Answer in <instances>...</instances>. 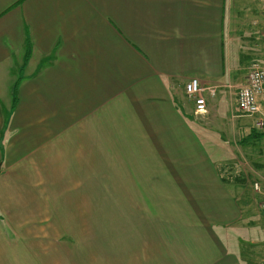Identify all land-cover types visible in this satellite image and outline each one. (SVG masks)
<instances>
[{
  "label": "crops",
  "instance_id": "1",
  "mask_svg": "<svg viewBox=\"0 0 264 264\" xmlns=\"http://www.w3.org/2000/svg\"><path fill=\"white\" fill-rule=\"evenodd\" d=\"M253 60L263 0H0V264H264L250 183L264 168L225 183L184 92L192 77L220 89L206 113L226 101V132L264 148L236 100ZM26 132L62 140L31 147ZM72 170L109 213L89 236L36 193Z\"/></svg>",
  "mask_w": 264,
  "mask_h": 264
},
{
  "label": "rangeland",
  "instance_id": "2",
  "mask_svg": "<svg viewBox=\"0 0 264 264\" xmlns=\"http://www.w3.org/2000/svg\"><path fill=\"white\" fill-rule=\"evenodd\" d=\"M253 62H260L259 60H253L250 62L248 66V72L250 70L251 64ZM224 99H226V86L224 88ZM216 96L220 95V89H214ZM237 92V91H236ZM213 95V96H214ZM207 96L212 97L211 95L207 94ZM223 97V96H222ZM205 101L206 96L204 95ZM225 101V100H224ZM210 103V102H209ZM208 103V104H209ZM207 104V108L209 105ZM216 107V106H215ZM211 109V108H210ZM209 115V116H208ZM209 117V119H207ZM198 119L201 123L203 129L204 136L208 143V148L210 150V155L214 161H216L218 165V169L223 181L226 183V180H247L250 179V175L257 172L259 169L264 168V148L260 145L259 142H251L247 140L245 142L244 137L245 134L242 132H226V101L220 104L216 110L212 107L210 114H198ZM230 121V120H229ZM252 126H253V119H252ZM254 129V127H253ZM255 130V129H254ZM12 132H4L3 136V143L6 146H9L10 135ZM249 132H246V135ZM257 133V132H256ZM253 132V134H256ZM28 136V143L32 141V146H40L46 147L49 143L45 144L50 139H58L62 140V136L59 135L58 132H26ZM42 162V161H40ZM45 163V162H44ZM42 168V175L37 180L41 182V180H45L47 167ZM263 171V170H262ZM52 175V174H51ZM50 176V175H49ZM247 176V178H245ZM59 179V178H58ZM80 179L77 173V170H72L70 172L64 171L60 180H64L65 184H44L40 183L35 185L36 193H39L38 197L40 200L45 202V200H50L51 198V209L58 210V208H62L69 210L72 215H75L77 219H81L82 224L85 222L87 226V236L92 235L94 233V224L95 219L100 217L102 219L103 216L109 214L108 212H103L101 216L99 214L101 211L95 210V202L87 197H82V193H84V187L86 192H94V185L93 186H82L81 184H76L75 182ZM56 180V177L53 179ZM68 180L74 181L72 184H66ZM256 178H251L250 183L252 184L254 181H257ZM37 181V182H38ZM45 182V181H44ZM259 182V181H257ZM264 184V182H262ZM109 187V186H108ZM252 188V186H251ZM252 190V195L255 196L251 201L258 198V194ZM67 192L69 193V198L66 199V195L57 197V195H53V193L57 192ZM35 193V194H36ZM35 194L33 196H35ZM61 199V200H59ZM258 200V199H257ZM41 201V206H42ZM103 203V207L109 208V202H99ZM256 204V203H255ZM64 205V206H63ZM259 205V204H258ZM97 207V206H96ZM42 208V207H39ZM98 208V207H97ZM250 251V255H251ZM258 255V254H257ZM254 256V253H252ZM256 260L261 259L263 255L255 256ZM254 258V257H252ZM255 260V258H254Z\"/></svg>",
  "mask_w": 264,
  "mask_h": 264
},
{
  "label": "built area",
  "instance_id": "3",
  "mask_svg": "<svg viewBox=\"0 0 264 264\" xmlns=\"http://www.w3.org/2000/svg\"><path fill=\"white\" fill-rule=\"evenodd\" d=\"M214 89V87L201 86L195 77L184 83L185 95L193 101L196 114L206 113L204 94L213 96ZM236 100L240 114L252 118L254 129L264 133V63L253 62L251 64L244 85L237 89ZM252 189L260 197V206L264 216V184L254 181Z\"/></svg>",
  "mask_w": 264,
  "mask_h": 264
},
{
  "label": "trees",
  "instance_id": "4",
  "mask_svg": "<svg viewBox=\"0 0 264 264\" xmlns=\"http://www.w3.org/2000/svg\"><path fill=\"white\" fill-rule=\"evenodd\" d=\"M29 56H30V45L27 42L26 50H25V53H24V56H23V61H22V68L25 66L26 62L28 61ZM19 82H20V77H18L16 79V81L14 83V86H13V90H12V93H13V101H12V105H11L12 107L15 106V90H16V87L19 84Z\"/></svg>",
  "mask_w": 264,
  "mask_h": 264
}]
</instances>
